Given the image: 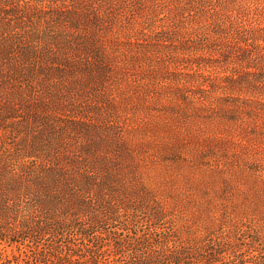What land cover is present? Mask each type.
Listing matches in <instances>:
<instances>
[{"label":"trees","instance_id":"16d2710c","mask_svg":"<svg viewBox=\"0 0 264 264\" xmlns=\"http://www.w3.org/2000/svg\"><path fill=\"white\" fill-rule=\"evenodd\" d=\"M31 1L0 0V11ZM71 1L75 7H105L106 16L102 8L69 11L75 28L82 23L97 30L106 17L129 42L169 41L175 52L208 53L210 60L246 69L223 77L226 84L216 81L219 76L189 73L199 81L198 91L186 96L183 88H173L186 103L200 93L198 103L205 106V94L217 89L264 94V0ZM93 140L82 146L91 158L47 155L51 162L17 145L0 146V264H264V165L256 158L232 153L224 162L203 142L209 148L188 153L192 160L179 158L198 163L209 180L222 179L225 187L209 190L205 182L194 192L163 180L165 188L157 190L118 178L116 160L95 151L113 140ZM44 143L67 145L66 138ZM83 165H99L106 174ZM229 170L245 176L236 177L241 185L228 182Z\"/></svg>","mask_w":264,"mask_h":264},{"label":"rangeland","instance_id":"374dc122","mask_svg":"<svg viewBox=\"0 0 264 264\" xmlns=\"http://www.w3.org/2000/svg\"><path fill=\"white\" fill-rule=\"evenodd\" d=\"M31 4L0 11L1 147L17 145L51 162L44 158H91L83 144L107 138L113 140L111 146L95 151L116 160L112 168L118 169L117 177L157 190L165 188L163 180L194 192L205 182H210L209 190L225 187L222 179L209 180L198 163L179 158L192 160L188 153L199 154L207 147L203 142L224 162L226 155L239 153L264 165V94L217 89L205 94L203 106L200 93L191 99L196 103H186L173 91L176 86L186 96L198 91L200 83L189 73L219 76L216 81L226 84L223 77H237L246 70L243 66L210 60L208 53L175 52L169 41L129 42L106 17L97 30L71 24L69 11L102 8L105 15V7H75L71 0ZM242 100L248 108L240 105ZM46 138H66L67 145L54 148L44 143ZM114 140L128 143L115 145ZM96 166L82 167L106 174ZM226 174L235 187L241 185L236 177H245L231 170ZM7 252L12 253L10 248Z\"/></svg>","mask_w":264,"mask_h":264}]
</instances>
